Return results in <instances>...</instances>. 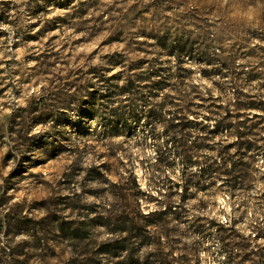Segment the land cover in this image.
<instances>
[{
	"label": "rangeland",
	"instance_id": "374dc122",
	"mask_svg": "<svg viewBox=\"0 0 264 264\" xmlns=\"http://www.w3.org/2000/svg\"><path fill=\"white\" fill-rule=\"evenodd\" d=\"M0 264H264V0H0Z\"/></svg>",
	"mask_w": 264,
	"mask_h": 264
},
{
	"label": "trees",
	"instance_id": "16d2710c",
	"mask_svg": "<svg viewBox=\"0 0 264 264\" xmlns=\"http://www.w3.org/2000/svg\"><path fill=\"white\" fill-rule=\"evenodd\" d=\"M152 91V90H151ZM154 91V90H153ZM123 93H128L129 95L133 96V95H141L143 94L142 91L140 90H137V89H134V83L131 82V85H129V88L126 90L123 91ZM148 94H152V92H148ZM141 98H146V97H142ZM137 112V110L135 109V107L133 108H130L129 111L126 112V109L124 111V113H122L121 115H119V121L122 122V121H125V120H128V117L131 116V115H135ZM138 122H140L141 120L140 119H137ZM135 121V122H137ZM188 125H180L179 127L182 128L186 131V128H188ZM186 145L184 144H180V146L178 148H176L179 153L177 152L178 156L181 157L182 159L185 155V153L187 151H184V148H185ZM185 162V165H188L189 161L188 160H183ZM197 165H199L197 163ZM216 164H210L209 166L205 167V166H202V169H201V173H203L204 176L206 175H209V177H212L214 179V175H218L220 174L221 176H225V177H228L230 179H232V181L230 182H234L235 185H238L237 187H241L243 186V182L245 181V177L244 176H241V175H237L238 173L242 174L243 171H239V172H232V171H229L228 169L226 168H222L221 166H217ZM235 173V174H233ZM237 175V176H235ZM242 185V186H241ZM224 186V185H223ZM225 187V186H224ZM228 188L230 189H235L236 187L235 186H228ZM238 188H236L237 190Z\"/></svg>",
	"mask_w": 264,
	"mask_h": 264
}]
</instances>
